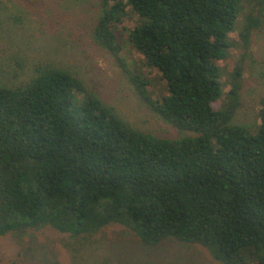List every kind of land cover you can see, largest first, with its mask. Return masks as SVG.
Here are the masks:
<instances>
[{"label": "trees", "instance_id": "obj_1", "mask_svg": "<svg viewBox=\"0 0 264 264\" xmlns=\"http://www.w3.org/2000/svg\"><path fill=\"white\" fill-rule=\"evenodd\" d=\"M238 36L264 30V0H99L94 41L122 63L117 24L138 23L127 41L165 81L152 97L129 71L149 108L178 130L139 131L73 73L36 69L0 85V238L51 230L87 239L119 224L144 245L166 238L198 244L220 264H264V100L259 124H233L240 61L226 93L219 60Z\"/></svg>", "mask_w": 264, "mask_h": 264}, {"label": "rangeland", "instance_id": "obj_2", "mask_svg": "<svg viewBox=\"0 0 264 264\" xmlns=\"http://www.w3.org/2000/svg\"><path fill=\"white\" fill-rule=\"evenodd\" d=\"M236 27L228 36L233 42L219 60L223 95L240 61L239 105L233 124L255 128L257 112L264 100V30L254 31L246 46L238 36L245 3ZM99 13V0H0V85L16 86L32 78L36 69L59 67L76 75L86 89L110 106L132 128L176 138L189 131L178 130L139 97L128 72L147 79L146 88L157 97L165 92V81L127 41L126 34L139 18L129 12L117 24L122 63L92 37ZM0 264H220L198 244L166 238L144 245L119 224L103 228L87 239L58 235L51 230L25 231L0 238Z\"/></svg>", "mask_w": 264, "mask_h": 264}]
</instances>
